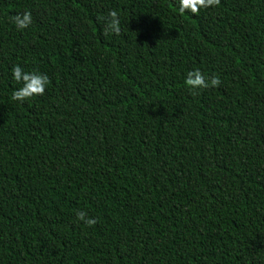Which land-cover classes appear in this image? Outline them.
Instances as JSON below:
<instances>
[{"label":"trees","instance_id":"obj_1","mask_svg":"<svg viewBox=\"0 0 264 264\" xmlns=\"http://www.w3.org/2000/svg\"><path fill=\"white\" fill-rule=\"evenodd\" d=\"M0 264H264V0H0Z\"/></svg>","mask_w":264,"mask_h":264},{"label":"clouds","instance_id":"obj_2","mask_svg":"<svg viewBox=\"0 0 264 264\" xmlns=\"http://www.w3.org/2000/svg\"><path fill=\"white\" fill-rule=\"evenodd\" d=\"M220 2L221 0H177L178 11L181 15L185 13L198 15L202 9L219 6ZM107 16L108 20L104 29V34L108 35L109 32H112L119 35L121 28L117 11L110 10ZM11 20L19 30H24L32 24V14L30 11H26L23 14L11 17ZM12 77L21 87L13 92L11 99L19 102L43 96L47 85L50 83L47 75L38 72H25L19 65L12 68ZM184 83L189 92L195 96L198 94L199 90L218 87L221 84V80L218 76L212 77L210 81L206 80L202 72L194 70L187 74ZM77 218L81 221H85L90 227L97 223L95 219H86V213L83 212H78Z\"/></svg>","mask_w":264,"mask_h":264}]
</instances>
